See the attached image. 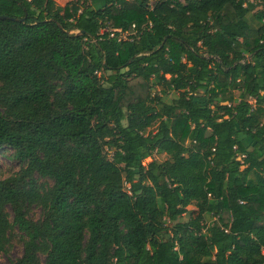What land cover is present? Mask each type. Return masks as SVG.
<instances>
[{"label":"trees","instance_id":"obj_1","mask_svg":"<svg viewBox=\"0 0 264 264\" xmlns=\"http://www.w3.org/2000/svg\"><path fill=\"white\" fill-rule=\"evenodd\" d=\"M3 15L0 253L17 230L14 264H264V0Z\"/></svg>","mask_w":264,"mask_h":264},{"label":"rangeland","instance_id":"obj_2","mask_svg":"<svg viewBox=\"0 0 264 264\" xmlns=\"http://www.w3.org/2000/svg\"><path fill=\"white\" fill-rule=\"evenodd\" d=\"M58 5L65 6L72 0H55ZM225 82L224 84H226ZM157 130V125L148 129L149 132H155ZM109 156L111 157V151H108ZM155 158L159 161H162L166 158V155L156 154ZM152 158H148L144 161L145 164H148ZM21 168V164L18 160L13 158V150L9 148H1L0 149V178H6ZM41 182L45 179L39 178ZM188 209H195L194 206H189ZM11 212V209H9ZM12 213V212H11ZM41 214V209L39 207L33 206L30 210V215L34 219H37ZM12 216V215H11ZM12 218V217H11ZM187 218V216H186ZM13 234V240L11 241L8 251L0 253V264H14V262L22 256L24 251L23 241L20 238L17 230ZM44 260V257L41 256Z\"/></svg>","mask_w":264,"mask_h":264},{"label":"built area","instance_id":"obj_3","mask_svg":"<svg viewBox=\"0 0 264 264\" xmlns=\"http://www.w3.org/2000/svg\"><path fill=\"white\" fill-rule=\"evenodd\" d=\"M249 2L252 3H256V0H248ZM133 28H136V25L133 24ZM106 30L111 32V36L112 37H116V32H119L120 34L117 36L118 40H128V39H132V35L135 34V31L133 32H127V31H122L121 29H113V30H109L106 28ZM104 31V30H103Z\"/></svg>","mask_w":264,"mask_h":264},{"label":"water","instance_id":"obj_4","mask_svg":"<svg viewBox=\"0 0 264 264\" xmlns=\"http://www.w3.org/2000/svg\"><path fill=\"white\" fill-rule=\"evenodd\" d=\"M0 19H17V18H12V17L3 15V16H0ZM82 33H83V31H82Z\"/></svg>","mask_w":264,"mask_h":264}]
</instances>
